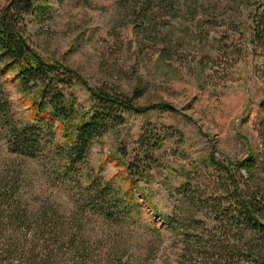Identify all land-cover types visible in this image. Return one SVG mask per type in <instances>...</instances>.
<instances>
[{
	"label": "rangeland",
	"instance_id": "rangeland-1",
	"mask_svg": "<svg viewBox=\"0 0 264 264\" xmlns=\"http://www.w3.org/2000/svg\"><path fill=\"white\" fill-rule=\"evenodd\" d=\"M7 1L0 0V11ZM258 1L179 0L174 13L154 2L148 14L135 10L136 0L35 4L25 16V35L45 60L80 75L67 86L68 99L86 112L95 102L92 90L105 87L133 97L140 110H127L123 123L95 138L85 162L68 174L59 145L73 136L61 121L53 128L42 122L38 156L12 150L21 127L38 123L41 92L20 86L17 66L0 75V173L30 206L46 204L81 225L76 250L57 257L42 250L36 263L28 254L14 264H200L195 219L216 230L215 211L232 205L229 173L240 187L247 180L240 161L251 157L264 192L262 62L248 49ZM151 13L157 35L134 23ZM142 134L145 146L138 142ZM108 182L111 189L101 191ZM118 199L122 210L108 217L101 207ZM21 229L11 234L9 225L5 240L38 244ZM250 235L256 241L258 234Z\"/></svg>",
	"mask_w": 264,
	"mask_h": 264
},
{
	"label": "trees",
	"instance_id": "trees-1",
	"mask_svg": "<svg viewBox=\"0 0 264 264\" xmlns=\"http://www.w3.org/2000/svg\"><path fill=\"white\" fill-rule=\"evenodd\" d=\"M40 1L8 0L0 11V75L17 66L18 71L14 78L19 80L20 86L25 90L40 88L41 92L40 100L35 103L38 123L21 127L20 133L15 136L16 139L10 146L20 154L36 157L41 150L38 135L42 122L50 123L53 128L56 121H61L69 130L68 134L73 136L66 143L59 145L62 158L65 159V171L73 174L85 162L90 144L95 138L123 123L127 110L140 109L135 105L133 97L120 92L112 93L105 87L92 90L95 102L86 112H82L68 99L66 88L80 75L74 74L67 66L45 60L33 50L25 35V16L34 11L35 4ZM178 1L136 0L135 10L148 14L155 9L154 2H157L165 4L166 10L174 13ZM147 16H143L140 21H134L136 28L139 32L157 35L154 31L156 15L151 13ZM251 27V46L248 49L253 55L261 58L262 63L258 70L264 82V0L257 2ZM262 108L264 114V102ZM0 114L5 119L1 107ZM261 125L264 135V117ZM11 128L18 131L20 127L14 125ZM145 137L146 134H142L138 140L141 146H145ZM252 166L250 156L239 162V167H245L247 171L244 187L239 186L234 173H229L233 185L232 205L227 209L215 211V231L208 230L204 220L195 219L196 225L192 228L201 231L193 234L196 243L193 246L199 255L197 262L200 264H264V192L255 179L256 169ZM228 169L232 170L229 167ZM98 185L102 183L99 182ZM101 188V191H107L111 189V184L105 183ZM118 201L115 200L114 205L102 206L104 214L113 217L116 214L114 210H122V203ZM164 220L174 225L173 217L165 215ZM9 225L11 234H20L18 231L23 227L24 233L30 232L39 245L42 242L41 245L38 247L37 243H33L27 247L28 241L33 242L27 238L21 240L20 245L15 240L17 236H10L5 240V228ZM190 228H184L188 237L192 233ZM80 229L78 221L62 220L55 215V210H51L46 204L30 206L28 201L19 195L16 182L9 178L8 174L0 173V264H14L15 259L28 254L30 260L36 263L42 250L50 257L76 250L77 239L81 236L78 235L81 234ZM251 232L258 234L256 241L250 235ZM11 237L16 242L9 241ZM189 246L192 244L187 240V250Z\"/></svg>",
	"mask_w": 264,
	"mask_h": 264
}]
</instances>
